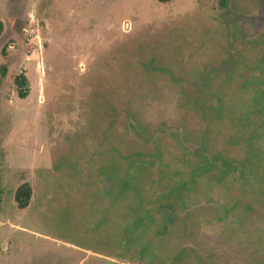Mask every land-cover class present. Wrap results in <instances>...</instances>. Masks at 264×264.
<instances>
[{"label":"rangeland","instance_id":"obj_1","mask_svg":"<svg viewBox=\"0 0 264 264\" xmlns=\"http://www.w3.org/2000/svg\"><path fill=\"white\" fill-rule=\"evenodd\" d=\"M260 6L0 0V264H264Z\"/></svg>","mask_w":264,"mask_h":264},{"label":"trees","instance_id":"obj_2","mask_svg":"<svg viewBox=\"0 0 264 264\" xmlns=\"http://www.w3.org/2000/svg\"><path fill=\"white\" fill-rule=\"evenodd\" d=\"M158 1L159 2H168L169 0H158ZM0 30H1V24H0ZM263 52H264V50H263ZM14 83H15L16 88H17L18 96L21 98L25 97V95H26L25 94V86H26L25 76L22 73L18 74L14 78ZM196 99H195V101L198 102ZM30 197H31V188L29 186V183L21 184L15 192V201L17 203V206L19 208L26 207L30 201Z\"/></svg>","mask_w":264,"mask_h":264},{"label":"water","instance_id":"obj_3","mask_svg":"<svg viewBox=\"0 0 264 264\" xmlns=\"http://www.w3.org/2000/svg\"><path fill=\"white\" fill-rule=\"evenodd\" d=\"M243 21L244 22H250L251 24H253V29L256 31L258 30L263 24L264 22V11L262 9V7L260 6V9H259V12H258V15L255 16L254 18H243Z\"/></svg>","mask_w":264,"mask_h":264}]
</instances>
